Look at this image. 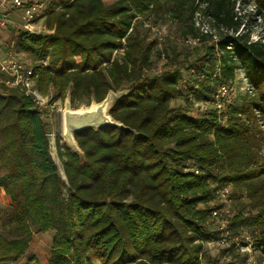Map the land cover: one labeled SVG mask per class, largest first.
<instances>
[{
  "label": "trees",
  "instance_id": "trees-1",
  "mask_svg": "<svg viewBox=\"0 0 264 264\" xmlns=\"http://www.w3.org/2000/svg\"><path fill=\"white\" fill-rule=\"evenodd\" d=\"M244 1L264 17V0ZM201 5L213 29L234 35L202 31ZM235 5L64 0L48 9V31L16 30L43 96L70 95L79 108L114 91L109 112L122 125L76 133L80 151L58 142L61 173L48 110L0 73V187L14 233L0 229V264L23 259L35 232H53L47 264H219L206 243L221 233L212 216L220 185H232L237 200L231 236L247 230L264 257V40L239 31ZM152 15L175 25L162 46L143 26ZM239 71L253 94L231 103L219 93ZM183 98L201 103L199 113ZM222 248L234 258L223 264L247 263Z\"/></svg>",
  "mask_w": 264,
  "mask_h": 264
},
{
  "label": "rangeland",
  "instance_id": "rangeland-1",
  "mask_svg": "<svg viewBox=\"0 0 264 264\" xmlns=\"http://www.w3.org/2000/svg\"><path fill=\"white\" fill-rule=\"evenodd\" d=\"M31 2L36 1H45V0H27ZM64 0H51L50 8L54 5L60 3ZM111 0H106V2H110ZM235 11L238 12V14L242 17L243 25L240 27L241 31H246L250 33V39L251 40H258L262 39L264 40V17H259L256 15L254 4L253 3H247L244 0H235ZM59 6V5H58ZM204 8V5L200 6V11L196 15L197 19V25L200 26L202 31L209 30L210 32L214 33V39L218 40L220 37V34H227L229 36H233L234 32L232 30H226L224 28L222 29H213L212 28V20L210 18V15H208L206 12L202 11ZM39 24L44 23L46 26V20L45 21H39ZM42 25L41 29H39V32H46L48 31L46 27ZM144 28L148 30L150 28V31H147L148 33V39H154L158 38L159 46H162L166 38L169 36H174L175 34V25H172L170 21H164V19L158 18L157 16H150V19L146 20L143 24ZM45 27V28H44ZM17 29H11L9 32L8 37L5 39L4 49H10L14 53H16L20 59H22L25 62L30 63V58L28 56V53L24 52L20 49V47L16 44L15 38L13 37L15 35ZM238 31V32H239ZM182 40V39H181ZM185 44H190L191 42L185 41ZM164 60L161 59L158 61V63H155L154 70H160L163 67ZM189 76V75H188ZM248 83L245 80V76L243 71L238 72V76L235 79L232 88L231 93L226 96V98L231 103H241L243 102L245 97L252 96L251 90L248 88ZM183 90L184 87H183ZM119 94L117 93V96ZM49 97V96H48ZM192 97V96H191ZM190 97V98H191ZM50 97L48 100V104L45 106V110H48V114H46L45 119L46 122L49 125L50 129V149L51 153L56 160L61 173H63L62 168V162L58 155V148L57 144L58 142L61 145H65L66 140L63 137L64 132V126H63V110L65 107V100L58 99L55 101H50ZM93 101L92 103H94ZM180 102L183 103V105L189 107L190 110H193V113L196 115L199 113V109L201 108V103H193V105H190L186 100L183 98L180 100ZM193 101H191L192 103ZM91 103V104H92ZM90 104V105H91ZM90 105L82 104L79 108L89 107ZM197 105V107H196ZM261 128L264 130V126H261ZM60 138V139H59ZM230 195L227 198L226 201H222L219 199L217 203L215 204V207L220 206L223 208V211L220 215V220L226 219L228 221V224L232 218V216L237 212V200L231 196V193L233 191V186L230 185ZM11 198L5 193L4 189L0 187V229L1 231L6 234L8 237H13V223L10 219L11 213ZM218 223V220H216ZM214 225V223H213ZM218 224L216 225V227ZM241 234V240L244 242L248 241V237L251 238L250 233L247 230L240 231ZM52 237L53 232L48 233H38L35 232L33 236V241L31 243L30 248L28 249L25 257L21 259L17 263H10V264H47L48 263V256L52 249ZM223 246L218 245H206V252L208 257H215L218 260L219 264H223L225 262H228L232 259H234L229 252L225 251ZM254 257L257 259H264V257L261 255L260 251L254 253ZM202 264H210L208 259H204Z\"/></svg>",
  "mask_w": 264,
  "mask_h": 264
},
{
  "label": "built area",
  "instance_id": "built-area-1",
  "mask_svg": "<svg viewBox=\"0 0 264 264\" xmlns=\"http://www.w3.org/2000/svg\"><path fill=\"white\" fill-rule=\"evenodd\" d=\"M50 1L0 0V73L3 74V80L7 86L23 90L28 96L32 97L40 110L45 109L49 97L43 96L39 92L33 68L28 62L20 59L12 50L4 49L3 46L11 29L22 28L30 33H41L39 29L45 24H39L38 22L46 20ZM230 90V88L222 86L219 95L227 96L231 93ZM216 193L219 199L226 201L229 197L230 187L220 185ZM222 211L223 208L217 206L212 212V216L219 223L220 237L210 239L206 245L234 247L241 254L247 255L246 264H264V259L254 257V253L260 250L251 238L248 237V241L243 242L240 235L231 236L228 221L219 219Z\"/></svg>",
  "mask_w": 264,
  "mask_h": 264
},
{
  "label": "water",
  "instance_id": "water-1",
  "mask_svg": "<svg viewBox=\"0 0 264 264\" xmlns=\"http://www.w3.org/2000/svg\"><path fill=\"white\" fill-rule=\"evenodd\" d=\"M117 93L110 91L101 102H94L89 107L73 108L71 97L65 99L63 110V137L67 145L80 151L75 134L88 129H99L106 125L121 126L122 124L113 119L109 110Z\"/></svg>",
  "mask_w": 264,
  "mask_h": 264
},
{
  "label": "crops",
  "instance_id": "crops-1",
  "mask_svg": "<svg viewBox=\"0 0 264 264\" xmlns=\"http://www.w3.org/2000/svg\"><path fill=\"white\" fill-rule=\"evenodd\" d=\"M50 5H51V1H50L49 5H48V6H49V8H50ZM9 32H10V31H9ZM9 32H8V34H9Z\"/></svg>",
  "mask_w": 264,
  "mask_h": 264
}]
</instances>
